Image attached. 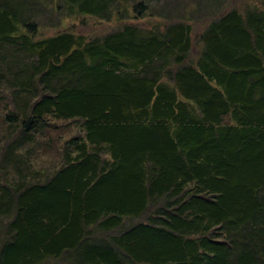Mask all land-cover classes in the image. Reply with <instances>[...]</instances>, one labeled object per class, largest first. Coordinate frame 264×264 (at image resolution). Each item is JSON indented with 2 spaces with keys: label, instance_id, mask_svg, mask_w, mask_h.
<instances>
[{
  "label": "trees",
  "instance_id": "1",
  "mask_svg": "<svg viewBox=\"0 0 264 264\" xmlns=\"http://www.w3.org/2000/svg\"><path fill=\"white\" fill-rule=\"evenodd\" d=\"M151 2L0 0V264H264V0Z\"/></svg>",
  "mask_w": 264,
  "mask_h": 264
},
{
  "label": "rangeland",
  "instance_id": "2",
  "mask_svg": "<svg viewBox=\"0 0 264 264\" xmlns=\"http://www.w3.org/2000/svg\"><path fill=\"white\" fill-rule=\"evenodd\" d=\"M151 7L154 12L161 10L163 5L168 4L170 0H151ZM178 1V0H177ZM165 2H167L165 4ZM179 10L182 11L183 7H187L190 4L192 7H198L199 12L213 14H220L232 8H238L239 10H247L250 6L256 3V0H179ZM45 24L40 25L41 36H51L62 31H73L80 32L81 34L91 37L104 34L113 28L115 23H107L98 21L96 18L91 16H82L80 18L61 17L55 20H45ZM202 23V22H201ZM202 25L195 26V31L201 29ZM62 125L63 122H57ZM76 132L74 126L64 127L63 129H53L48 132L47 138H51L49 149L45 148L44 141L40 140V150L38 154H35L33 162L38 168H52L53 164H57L59 156L57 153L60 152V146L65 138H68ZM45 138L44 140H46Z\"/></svg>",
  "mask_w": 264,
  "mask_h": 264
}]
</instances>
